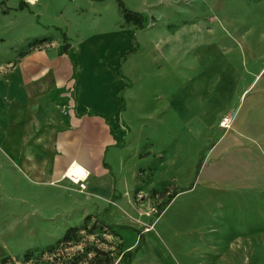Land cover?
I'll return each mask as SVG.
<instances>
[{
  "label": "crops",
  "instance_id": "1",
  "mask_svg": "<svg viewBox=\"0 0 264 264\" xmlns=\"http://www.w3.org/2000/svg\"><path fill=\"white\" fill-rule=\"evenodd\" d=\"M115 1L86 0L101 7L86 10V18L84 9L71 10L72 28L27 36L0 55V68L8 66L0 73V145L33 141L35 126L58 127L53 118L58 106H69L71 90L64 135L73 144L54 157V166L63 177L76 162L96 175L91 188L93 182L103 189L105 175L89 163L93 148L104 150L102 167L113 175L106 155L118 146L113 134L127 138L128 96L137 89L133 102L145 111L137 120L138 143L148 153L142 165L160 178L149 189L173 192L151 229L109 224L135 244L129 250L142 235L128 264H264V0H121L143 17L141 27L126 22ZM40 40L47 44L33 47ZM225 114L233 116L232 126L218 128L209 147L211 128ZM76 115H85L84 125ZM82 135L88 147L77 145ZM42 137L37 141H49ZM179 143L188 144L180 159ZM48 149L37 161L30 149L10 153L11 189L25 191L26 199L29 176L49 172ZM116 183L112 177L110 200Z\"/></svg>",
  "mask_w": 264,
  "mask_h": 264
},
{
  "label": "rangeland",
  "instance_id": "2",
  "mask_svg": "<svg viewBox=\"0 0 264 264\" xmlns=\"http://www.w3.org/2000/svg\"><path fill=\"white\" fill-rule=\"evenodd\" d=\"M20 1L0 0V55L10 51V47L14 45H24L26 43L24 38L27 36L58 35V31H53L55 26L63 27V30L67 27L72 28L70 26L72 19L69 13L71 10L84 9L81 12H84L83 17L86 18L88 13L86 10H90L91 7H101L96 3L88 5L86 0H34L29 2L30 6L21 8ZM115 2L120 9L117 0ZM31 16H33L34 22L31 20ZM46 44L47 42L40 46ZM65 46L67 43L63 47ZM241 49L242 54H246V51L250 50V48ZM128 52L127 50L124 54ZM230 52L231 48L227 47V54ZM7 70L8 66L1 67L0 73ZM98 87L101 88L100 85ZM68 91L69 106H58L59 116L55 117L56 119L53 118V122H58L57 119H59L58 127L54 125L35 126L29 130L30 139H34L33 141L27 143L6 142L0 145V171L3 172L0 173V260L4 257L10 258L0 264H38L36 263V254L53 246L71 226H85L84 231L81 232L84 237L81 238V242L77 246L68 247L63 251L62 256L65 259H69L74 253L75 256H78L75 251L83 248L85 244L91 246L96 244L104 250H113L111 253L114 259L113 264H125V261L120 259L119 253L123 249L133 248L135 244L121 239L115 228L109 224L121 223L135 226L134 228H140L142 232L151 229L153 222L157 220L168 204L169 196L173 192V188L167 193L149 189V184L158 182L160 178L154 174L152 168L142 165L145 155L148 153L141 150L138 143L137 120L139 114L145 111L137 110V104L133 102L137 95V89L128 96L130 99L128 100L129 120L127 128L123 132L127 138L124 140L120 137L122 139L117 143V148L112 147L111 152L106 155L105 160L112 163L111 172L113 175L102 167L101 156L104 150L99 149L98 143L93 148V155L89 160L90 164L92 162L96 164V167L105 175L107 187L96 189L92 182L94 189L91 188V180L94 176L96 177L93 173L88 174V179L84 182H74L65 175L61 177L58 170L60 168L54 166V157L68 151V147L73 144V136L67 135L68 133L64 135V132L69 129V117L73 114L72 92ZM225 115L231 118L230 126L220 127L219 118V122H216L217 128H211L209 147L219 136L218 128L224 131L231 128L233 116ZM76 117L83 120V125L85 124V115H76ZM119 127L121 126L118 123V130L116 129L115 133L121 136ZM105 133L107 135L109 133L107 128ZM97 134L99 137L96 141H102L103 135L100 129ZM42 136L49 141L43 143ZM40 138L42 139L37 141ZM85 140L83 136L77 145L88 147ZM56 145L59 147L57 148ZM187 145L179 143V151L183 148V152L179 153V159L184 156ZM47 148H49L48 153L51 157L49 172L44 171L42 175L36 173L38 171L34 172L32 176H29L33 179L32 185L21 181L22 184L24 182L31 185L28 188V199H26L25 191L11 189L10 153L14 151L19 153L21 150L30 149L35 152L34 158L37 161L40 151H46ZM123 153L122 158L121 154ZM85 167L90 172L93 168L92 165L86 164ZM13 175L14 177L18 176L16 172H13ZM112 177L117 181V190L115 191L117 198L110 201ZM16 179L20 180L18 177ZM13 185L15 186V184ZM108 205L109 208L105 210L104 208ZM144 216L149 218L145 223L141 222ZM117 220L120 223H117ZM27 252H31L33 256L25 263L23 255ZM90 254L92 255V253Z\"/></svg>",
  "mask_w": 264,
  "mask_h": 264
},
{
  "label": "trees",
  "instance_id": "3",
  "mask_svg": "<svg viewBox=\"0 0 264 264\" xmlns=\"http://www.w3.org/2000/svg\"><path fill=\"white\" fill-rule=\"evenodd\" d=\"M118 5L120 6L121 12L123 14V18L126 22H132L137 27H141L143 23V17L134 11H131L127 9L123 2L121 0H117ZM22 7V4H20ZM63 40L66 41V36L63 34ZM44 40L35 41L33 43V47H38L42 44ZM66 45V42H65ZM133 50L131 48L129 51ZM63 51L66 52V46L63 47ZM119 100V112L123 109V100L121 97H118ZM95 115L102 116L105 120H107L106 114L101 113H95L91 112ZM112 132V129H111ZM113 137L118 143L120 141V138H118L115 134H113ZM103 165L107 168H109L107 163H103ZM115 199V196L112 195L111 200ZM103 224V222H100ZM120 229L127 228V226H118ZM85 229V226H71L66 229L64 235L51 247L48 249L41 251L36 254V263L38 264H113V257L111 256V253L113 250H104L102 248H99L96 244L93 246L85 244L83 248L77 249L75 252L78 253V256H75V253L72 254V257L69 259H65L62 254L63 251H65L68 247L77 246L81 242V238L84 237L81 232H83ZM90 231V230H89ZM86 235V234H85ZM142 235L139 234V241L137 246L133 250H121L119 253L120 259H123L125 261V264H128L129 261L134 256L135 252L137 251L140 241H141ZM92 253V255L90 254ZM33 254L31 252H27L23 255V262H28L32 259ZM9 257H4L0 260V263H4L7 260H9Z\"/></svg>",
  "mask_w": 264,
  "mask_h": 264
},
{
  "label": "bare ground",
  "instance_id": "4",
  "mask_svg": "<svg viewBox=\"0 0 264 264\" xmlns=\"http://www.w3.org/2000/svg\"><path fill=\"white\" fill-rule=\"evenodd\" d=\"M79 169V172L76 171L77 169ZM88 172L86 169L82 168L79 164H77L76 162H73L72 166L70 169L66 170V176L69 177L71 180H73L74 182H79L78 178H81V181H86L88 178ZM80 176V177H79Z\"/></svg>",
  "mask_w": 264,
  "mask_h": 264
},
{
  "label": "built area",
  "instance_id": "5",
  "mask_svg": "<svg viewBox=\"0 0 264 264\" xmlns=\"http://www.w3.org/2000/svg\"><path fill=\"white\" fill-rule=\"evenodd\" d=\"M231 123V118L229 116H222V118L220 119L219 125L222 128H227L230 126Z\"/></svg>",
  "mask_w": 264,
  "mask_h": 264
}]
</instances>
